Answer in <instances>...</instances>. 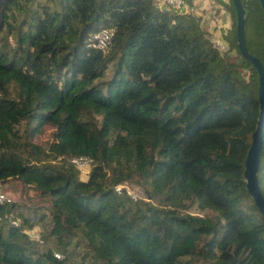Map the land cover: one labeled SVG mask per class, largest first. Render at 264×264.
Listing matches in <instances>:
<instances>
[{
  "label": "trees",
  "instance_id": "trees-1",
  "mask_svg": "<svg viewBox=\"0 0 264 264\" xmlns=\"http://www.w3.org/2000/svg\"><path fill=\"white\" fill-rule=\"evenodd\" d=\"M242 3L264 63L262 10ZM224 4L221 53L200 17L156 0H0V182L50 199L0 205V264H264L243 176L258 75ZM104 27L108 47L90 46ZM257 176L264 196V129Z\"/></svg>",
  "mask_w": 264,
  "mask_h": 264
},
{
  "label": "water",
  "instance_id": "water-1",
  "mask_svg": "<svg viewBox=\"0 0 264 264\" xmlns=\"http://www.w3.org/2000/svg\"><path fill=\"white\" fill-rule=\"evenodd\" d=\"M234 5L236 18V42L241 55L248 60L258 75V105L259 113L256 121L255 130L252 133V140L246 152L244 159L243 176L245 179L246 189L253 199L260 214L264 218V196L258 181L257 173L260 166V155L263 148V129H264V63L255 55L251 54L246 46L245 39V21L247 12L243 6L242 0H231ZM263 12L262 22L264 24V0H258Z\"/></svg>",
  "mask_w": 264,
  "mask_h": 264
},
{
  "label": "rangeland",
  "instance_id": "rangeland-1",
  "mask_svg": "<svg viewBox=\"0 0 264 264\" xmlns=\"http://www.w3.org/2000/svg\"><path fill=\"white\" fill-rule=\"evenodd\" d=\"M225 8H226V6L222 1L211 0L210 5L208 7L203 6L200 9L199 5H197V6L195 5V7L193 8V11L191 13L195 16L197 15L200 17L201 25L203 26V28L207 31V33L210 36L211 35L213 36V33H210L211 31H213V30L217 31L218 30L219 35L221 37L220 36L219 37H213L212 39H215V41H219L225 47L230 49L232 46L231 43L233 42L234 30L233 29H230V30L224 29L223 25L225 24L224 19H228V21H230L232 23L233 17H232V15L230 17V15L228 13H225ZM229 11L231 12V10H229ZM220 16H222V17H220ZM230 26L232 28V24ZM227 31H229V33H227ZM245 37H246L245 39L247 40L248 47L252 51L257 50V44H256V41H255L254 36H253V30L248 29ZM231 52L232 53H229L230 55L236 54L234 48H232ZM50 133H51L50 128H43L41 130V132L35 136L34 141H36L37 143H44V141L49 137ZM79 175L81 178L87 177V174H84L80 171H79ZM0 189L3 192L4 191L7 192L8 194H6L5 192L4 193L6 195H8L11 199L18 201V202L23 201L27 204H32L34 206L37 204L41 205L42 203L45 206H47V202L48 203L50 202V199L48 197L44 198V200L42 201V199L40 197H38V195H36L35 191L32 189L26 188V190H24V187L22 186V184L17 180H11V181H8L6 183L0 182ZM133 192L138 197H142L139 194H137L135 191H133ZM146 200L148 201V199H146ZM37 212L38 211H36V213ZM34 222L36 223L35 228L31 229L29 231V234H31L34 237H38V234L42 235L41 231L43 229V226H42V223L37 224L35 219H34ZM79 251H80V253L84 252L82 248L79 249ZM54 253H57L59 255L61 254L60 252L55 251V250H54ZM60 258H61V256H60ZM74 263L76 264L77 262L75 261Z\"/></svg>",
  "mask_w": 264,
  "mask_h": 264
},
{
  "label": "built area",
  "instance_id": "built-area-1",
  "mask_svg": "<svg viewBox=\"0 0 264 264\" xmlns=\"http://www.w3.org/2000/svg\"><path fill=\"white\" fill-rule=\"evenodd\" d=\"M158 2V5L163 8H171L174 11H176L179 14L182 15H188L192 14L193 6L189 3V0H156ZM114 34V30L109 27H104L95 32L91 38H90V46L105 50L108 45L110 44L112 37ZM213 43L215 47L220 51L221 53H224L228 50L227 47H225L223 44H221L219 41L213 40ZM91 159L86 156H77L71 159V162L76 165V167L79 169L80 172L87 174L90 168ZM115 190L117 192H120L124 190L128 195L132 197L133 200H136L139 198L133 190L128 186L127 183L119 184L115 187ZM12 200L8 195H6L1 189H0V205L5 201ZM13 224H17L16 221H12ZM56 257H60L59 254H55Z\"/></svg>",
  "mask_w": 264,
  "mask_h": 264
},
{
  "label": "crops",
  "instance_id": "crops-1",
  "mask_svg": "<svg viewBox=\"0 0 264 264\" xmlns=\"http://www.w3.org/2000/svg\"><path fill=\"white\" fill-rule=\"evenodd\" d=\"M210 1L211 0H189V3L190 4H192L194 7H195V5L197 6V5H199V8L201 9V7H208L209 5H210ZM220 1H222L223 3H225L227 0H220ZM228 10V11H227ZM222 13V12H221ZM225 13H228L229 15H230V17H231V12L229 11V9H227V8H225ZM197 16V15H196ZM199 17V16H198ZM220 17H222V16H220ZM224 29H227V30H230L231 29V22L230 21H228V19H224ZM230 24V25H229ZM230 28H229V27ZM212 28V27H211ZM210 33H213V36L211 35V38H213V37H219L220 35H219V31L217 30V31H215V30H213V31H211ZM226 33V32H225ZM227 33H229V31H227ZM221 37V36H220ZM212 40H215V39H212ZM5 192V191H4ZM6 194H8L7 192H5Z\"/></svg>",
  "mask_w": 264,
  "mask_h": 264
},
{
  "label": "flooded vegetation",
  "instance_id": "flooded-vegetation-1",
  "mask_svg": "<svg viewBox=\"0 0 264 264\" xmlns=\"http://www.w3.org/2000/svg\"><path fill=\"white\" fill-rule=\"evenodd\" d=\"M263 13V12H262ZM262 16H263V14H262Z\"/></svg>",
  "mask_w": 264,
  "mask_h": 264
}]
</instances>
